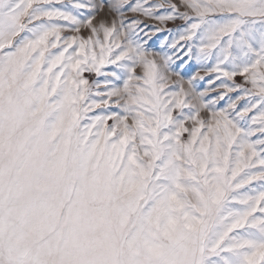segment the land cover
Returning a JSON list of instances; mask_svg holds the SVG:
<instances>
[{"label":"snow or ice","instance_id":"1","mask_svg":"<svg viewBox=\"0 0 264 264\" xmlns=\"http://www.w3.org/2000/svg\"><path fill=\"white\" fill-rule=\"evenodd\" d=\"M253 181L264 0H0V264H264Z\"/></svg>","mask_w":264,"mask_h":264},{"label":"rangeland","instance_id":"2","mask_svg":"<svg viewBox=\"0 0 264 264\" xmlns=\"http://www.w3.org/2000/svg\"><path fill=\"white\" fill-rule=\"evenodd\" d=\"M86 2V0H85ZM103 15L110 21L113 17L112 14L107 12V9H105ZM129 18L138 16L139 14H133L131 12H128L126 14ZM139 19L144 21V24L141 25V28L143 29V31H139V35L142 37L143 40H147V47L153 51V52H167L169 55L173 56V67H177L180 64V59H178L177 57H182L183 56V52L177 48L175 51H173L170 47L166 46L165 41H171L173 40L176 35H177V28L180 25H183V21H166L164 23H161L159 21L156 20H150V19H146L143 16H139ZM145 25H149V26H154V27H159L161 29V31L155 33L154 35H151V38H149L148 35H145L146 33H151L152 32V27H146ZM171 30V31H169ZM70 33L65 32L62 33V35H68ZM113 66H107L104 70H110ZM195 67V65H194ZM180 70L182 72V75L184 76L185 80H187L190 75H193L194 73L189 70L188 72H184L182 69H177ZM197 70H199L197 68ZM139 71V70H138ZM200 75L204 77L203 80H199L197 79L194 83H195V87H196V91L198 92H205V96L204 99L205 100H211L213 98H215V96L220 92L223 91L222 89H220L218 87L219 85V81H215V91H211L208 90L210 89V85H209V80L210 79H215V74L214 73H205L204 71H200ZM85 76L87 78H89L90 81H94L96 79H100L102 81V77L97 78L95 76V74H90V73H85ZM232 81H230L231 83ZM234 82L236 83H243V78L242 77H235L234 78ZM101 87H103V85H101ZM185 87L187 88V84H185ZM245 87H251V85H245ZM231 97H235L237 95L236 92H231L228 94ZM228 104V99L227 97L224 100H219L216 103V108H225L227 107ZM238 108L239 107H243L245 105V101L241 100L237 102ZM97 114H99L100 110H96ZM257 114L255 109L249 113V116L251 115H255ZM233 115H235V113H233ZM109 123H111V121H109ZM187 136V134H185V137ZM255 139V137H253ZM259 167V165H257V168ZM264 182L261 181H253L251 185L246 186V188H248L249 190L251 188H259L261 186V184ZM243 191V190H241Z\"/></svg>","mask_w":264,"mask_h":264}]
</instances>
